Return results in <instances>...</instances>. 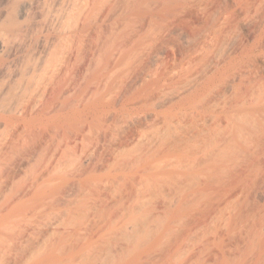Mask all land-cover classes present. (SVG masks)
<instances>
[{"label": "bare ground", "instance_id": "bare-ground-1", "mask_svg": "<svg viewBox=\"0 0 264 264\" xmlns=\"http://www.w3.org/2000/svg\"><path fill=\"white\" fill-rule=\"evenodd\" d=\"M0 264H264V0H0Z\"/></svg>", "mask_w": 264, "mask_h": 264}, {"label": "rangeland", "instance_id": "rangeland-1", "mask_svg": "<svg viewBox=\"0 0 264 264\" xmlns=\"http://www.w3.org/2000/svg\"><path fill=\"white\" fill-rule=\"evenodd\" d=\"M171 51H172V50L170 49V50L167 51V52L170 53ZM167 52H166V53H167ZM168 53H167L166 55H170V54H171L170 57L173 56V53H172V52H171L170 54H168Z\"/></svg>", "mask_w": 264, "mask_h": 264}]
</instances>
